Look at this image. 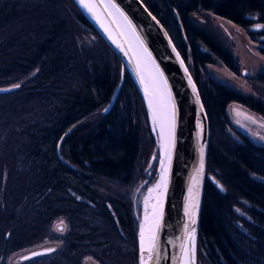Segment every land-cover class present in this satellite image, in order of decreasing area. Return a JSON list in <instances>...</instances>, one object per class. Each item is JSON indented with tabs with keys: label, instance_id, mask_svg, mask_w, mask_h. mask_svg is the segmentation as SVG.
<instances>
[{
	"label": "trees",
	"instance_id": "trees-1",
	"mask_svg": "<svg viewBox=\"0 0 264 264\" xmlns=\"http://www.w3.org/2000/svg\"><path fill=\"white\" fill-rule=\"evenodd\" d=\"M23 1L28 2L0 3V87L22 81L15 91L0 94V101L11 106L9 112L0 111V177L5 172L14 181L27 183L0 187L4 200L0 264L19 246L4 249L12 242L3 233L14 228L15 207V211L30 207L31 216L36 212L44 226L58 216L67 219L71 230L84 225L85 214L98 220L84 234L72 230L63 237L62 249L50 264L58 259L62 264H80L88 240L96 245L94 259L105 264L102 256L112 258L118 252L110 244L113 237L123 238L121 232L130 236L133 264L137 224L130 214L128 190L142 178L150 155L154 156L152 176L158 161L140 95L122 61L73 0ZM142 2L164 25L186 62L207 117L196 264H264V146L244 135L231 137L225 112L228 104L236 102L264 118V73L250 78L259 97L241 94L209 77L205 64L225 66L233 73L239 68L218 29L191 20L192 14L210 12L247 30L255 22L264 25V0ZM54 6H59L62 19L45 14ZM67 23L70 31L65 33ZM75 29L95 36L92 48L77 51ZM262 29L249 35H264ZM64 51L70 63L63 69L59 64ZM259 53L264 56V47ZM62 73L69 76L62 80ZM120 80L112 107L103 112ZM15 113L23 119L12 120ZM8 196H12L9 203ZM39 259L25 264H37Z\"/></svg>",
	"mask_w": 264,
	"mask_h": 264
},
{
	"label": "rangeland",
	"instance_id": "rangeland-1",
	"mask_svg": "<svg viewBox=\"0 0 264 264\" xmlns=\"http://www.w3.org/2000/svg\"><path fill=\"white\" fill-rule=\"evenodd\" d=\"M3 1L4 0H0V3H2ZM7 1H9L10 3L12 2L14 3V1L16 0H7ZM20 1L28 2L23 0ZM35 1L36 0H32L31 3ZM53 13L57 14L59 18L62 19V14L60 12L59 6H54L53 8L46 11L45 14L50 15ZM191 20L198 24H207L212 28L218 29L221 39L229 47L239 68L237 73H233L225 66L205 64V71L207 75L212 79H214L215 81L241 94H245V95L247 94L254 97H259L260 95L256 92L253 85L251 84L250 78L256 76L258 73H264V56L259 53V48L264 47V35H254L253 37H251L249 33L254 32V34H259V32L263 30L262 29L264 26L263 23L255 22L247 30H245L224 18L213 15L210 12L192 14ZM69 31H70V27L67 23L64 32L68 33ZM72 35L77 45V51L79 52L82 51V49L89 50L90 48L93 47L96 41L95 36L88 31L75 29L72 32ZM62 59L63 60L60 62L59 65H61V67L63 66L66 67L67 64H69L70 62L69 63L67 62V55L65 51L64 53H62ZM67 76H69L67 73L64 74L62 73V80L66 79L64 77ZM21 83L22 81L7 86H2L1 88H7L8 90L5 93H10L18 89L21 86ZM119 83H121V80L119 81ZM15 85H20V86L15 87ZM60 86L62 87V85ZM140 99L146 111V116L149 123V130L152 136L154 135L153 138L155 142L158 143L159 141L158 130L157 128L155 131L153 130L154 127L153 123L148 117L147 109L145 107V104L141 96ZM50 102H54V101L50 100ZM4 103L5 102L0 101V111L9 112L11 110V106L8 105L7 103L5 104ZM1 108L4 109L1 110ZM225 112L229 122L227 131L229 132V135L231 137L236 139L237 134L244 135L254 144L264 146V118L262 116L236 102H231L230 104H228ZM237 113H239V115ZM18 119H20V113H15L13 115L12 120H18ZM22 119H20V121ZM156 146L158 151V145L156 144ZM5 151H9V150L5 149ZM12 151H16V150H12ZM151 157L152 156L150 155V158ZM150 158L148 160V164ZM148 164L144 165L142 171V178L138 179L139 181L136 183V185H134L130 190H128V192H130V197L132 201L130 214L132 218H134V221H136L137 224L136 248L138 242V232L140 228V222L143 216L144 197H146L148 193V188H151L154 185L158 177V170H156V175L152 176V174L150 173L151 167L148 168ZM14 179L15 178L10 177V175L8 176L7 173L5 172L2 173L0 177V187L13 188L15 186L12 184H27L26 182L23 181H17V180L14 181ZM7 184H9V186ZM142 185L144 186L141 187ZM6 201H8V203L9 201L11 202L12 196H8V199H6ZM3 204H4V200L0 197V211L2 213H3L2 210L4 208ZM89 206L91 207L92 204L89 203ZM51 207L52 209L56 208L53 202L51 203ZM29 208L30 207H26L23 208L22 210L18 209L17 211H15L16 209L15 207L13 209V213H11L13 217L12 223L14 224L13 226L14 228L13 230L11 229V231L9 230L4 231L3 234L6 239L12 238L11 240L12 242L11 243L9 242L8 243L9 245L4 247V249L5 248L7 249V247L9 249L13 246H18V245L19 246L16 248V250H13L4 257V259L2 260L3 264H25L30 262L32 259H37V258H40L39 259L40 261L37 264H50L49 262L53 258V255H55L59 250L62 249V245H63L62 238L65 237L70 231L72 230L74 232L78 231V234H84L85 232H87V228H86L87 226L93 224L95 225L99 224L98 220L94 219L92 215L88 213L87 215L85 214L84 216V221H83L84 225L78 226V228L77 226H74L72 230L69 227V223L67 219L62 216H58V218L54 219L50 224L44 226L43 218L38 217L39 215L37 216V213L35 211H34L35 215L31 216L32 212L29 210ZM108 209L110 210V213L115 220L116 226H119L116 220V213L112 211L111 207H109ZM48 212L49 211H47V213ZM121 235H123V238L116 239L113 237V239L111 240L112 242L110 244L118 248L117 250L118 252L112 254V258L106 255L102 256V258L104 257L103 260L105 264H130L129 253L131 251L130 249L131 239L127 232L126 233L121 232ZM91 241L92 240H88L90 246L87 247V250L84 253L85 255L80 257V264H101L94 259L93 254L96 253L97 249L95 248L96 245H91L92 244ZM110 245L107 243L108 246L107 248H109ZM49 247H52L54 249L51 253L44 254L26 261H19V258L22 255L30 251H34L42 248H49ZM2 248H3L2 244L0 243V249ZM135 253H136V249H135ZM78 256L76 257L78 258ZM52 264H54V262ZM57 264H62V261L58 259ZM133 264H136V259H135V263Z\"/></svg>",
	"mask_w": 264,
	"mask_h": 264
},
{
	"label": "water",
	"instance_id": "water-1",
	"mask_svg": "<svg viewBox=\"0 0 264 264\" xmlns=\"http://www.w3.org/2000/svg\"><path fill=\"white\" fill-rule=\"evenodd\" d=\"M79 7L83 15L88 19L92 26L97 30L102 39L112 50V52L122 61L125 69L130 75L136 89L143 99L147 114L149 112L145 100L142 96L140 87L135 79L133 66L129 64L128 56H125L111 40L107 34L97 23L96 19L83 8L79 0H73ZM100 3L99 0H96ZM112 3L120 9L121 12L131 21L132 26L136 29L137 35L143 42L144 47L151 54L152 60L159 67L167 81L168 89L171 92L172 99L175 102L176 110V127H175V143L172 149L171 166L168 170V187L164 195V215L162 221V229L160 231V259H155L150 264H180V246L185 237V224L190 223L185 214V206L189 199V188L193 189V195L199 192V205L196 211L195 228V264H196V244L199 226V217L201 202L203 196V187L206 178L205 164L208 150V122L203 104L199 95L198 88L187 68V65L176 47L174 46L169 34L160 20L146 7L142 0H111ZM100 8L96 9L101 22L109 29L115 38L123 42V38L119 36V32L114 23L110 19L106 11ZM127 48V45H124ZM132 54L129 53V56ZM189 77L192 84H189ZM119 83L103 112H107L113 105L118 94ZM193 86L196 91L193 92ZM8 89L0 87V94L5 93ZM198 97V101H197ZM150 118V117H149ZM159 134V133H158ZM154 136V135H153ZM158 145V161L157 170L160 169V136ZM59 145V144H58ZM57 145V147H58ZM204 150V169L199 183H193V177L200 168V150ZM154 156L150 158L149 165L153 163ZM212 182L220 187L218 182L212 179ZM139 234V232H138ZM52 247L42 248L30 251L19 258V261H26L44 254L51 253ZM140 247L139 237L136 248V264H140Z\"/></svg>",
	"mask_w": 264,
	"mask_h": 264
},
{
	"label": "snow or ice",
	"instance_id": "snow-or-ice-1",
	"mask_svg": "<svg viewBox=\"0 0 264 264\" xmlns=\"http://www.w3.org/2000/svg\"><path fill=\"white\" fill-rule=\"evenodd\" d=\"M80 5L85 8L100 27L107 34L108 39L120 49L121 52L128 56L129 64L133 66V70L139 80V84L143 89L145 100L153 123V130L158 127L160 130V178L154 188H148L149 196L144 197L145 214L140 223L139 229V247H140V264H150L154 259L158 262L160 259V231L162 229V221L164 215V195L168 187V170L171 166L172 149L175 143V127H176V110L175 102L172 99L170 90L168 89L167 81L159 67L152 60L151 54L144 47L143 42L136 33V29L132 26L131 21L124 15L123 12L108 0L107 4L103 5V11H108L109 8L115 11L121 18L118 31L119 36L123 38L121 42L115 38L107 27L101 22L99 15L96 12L97 8L101 7V3L96 0H79ZM112 13L109 12V15ZM112 23H117L114 19ZM128 47L125 48L124 45ZM132 53L129 56V53ZM189 84L192 80L189 77ZM20 85H15L19 87ZM193 86V92H195ZM198 101V97H197ZM239 115V113H237ZM247 118V117H246ZM250 119V118H249ZM255 122V121H253ZM151 167V164L149 165ZM204 169V150H200V168L193 177V183L198 184L199 178L202 176ZM142 185L141 187H143ZM139 191V189H138ZM156 193L152 196V193ZM155 202L151 204L149 211V200ZM199 205V192L193 195V189L189 188V199L185 206V214L190 223L185 224V237L180 246V264H195V228L196 211Z\"/></svg>",
	"mask_w": 264,
	"mask_h": 264
},
{
	"label": "bare ground",
	"instance_id": "bare-ground-1",
	"mask_svg": "<svg viewBox=\"0 0 264 264\" xmlns=\"http://www.w3.org/2000/svg\"><path fill=\"white\" fill-rule=\"evenodd\" d=\"M99 1H100V3L102 4V6H103L104 4H107V3H108V0H99ZM106 12H107L108 15H109V12L112 13L111 15H109V17H110V19H111L112 21H113L114 19L117 21V23H114V25H115V27H116L117 30H118L119 24L121 23V18H120V17L118 16V14L115 13V11L112 10L111 8H109L108 11H106ZM118 32H119V31H118ZM126 45H127V44H126ZM127 47H128V45H127ZM130 53H131V52H130ZM131 54H132V53H131ZM134 77H135V79L137 80V83H138V85H139V87H140V90H141L142 96H143V98H144V100H145L144 93H143V89L141 88V86H140V84H139V80H138L136 74H135ZM145 103H146V105H147V101H146V100H145ZM147 108H148V106H147ZM148 111H149V109H148ZM149 117H150V120H151V122H152V119H151L150 113H149ZM157 130H158V133H159V136H160V130H159L158 127H157ZM160 174H161V166H160V169H159V171H158V177H157V180H156V182L154 183V185H153L151 188H154L155 185L157 184V182H158V180H159V178H160ZM155 195H156L155 192L152 193V196H155ZM146 196H149V193H147ZM154 202H155V201L152 200V199L149 200V211H151V204L154 203ZM144 214H145V207H144V209H143V216H142L141 221H142L143 218H144ZM140 223H141V222H140ZM139 229H140V228H139ZM138 237H139V234H138Z\"/></svg>",
	"mask_w": 264,
	"mask_h": 264
}]
</instances>
